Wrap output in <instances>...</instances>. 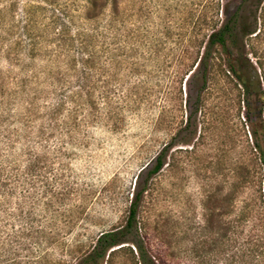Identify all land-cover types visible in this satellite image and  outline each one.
<instances>
[{"label":"rangeland","instance_id":"obj_1","mask_svg":"<svg viewBox=\"0 0 264 264\" xmlns=\"http://www.w3.org/2000/svg\"><path fill=\"white\" fill-rule=\"evenodd\" d=\"M84 7L85 0H0V73L25 77L40 71L49 59L46 49L71 44L69 36L96 27L83 21ZM218 8L222 20L238 11L240 26L254 32L240 43L245 74L255 83L259 78L261 96L242 98L240 105L219 77L206 95L210 124L187 127L189 88L187 79L178 78L177 64L185 48L192 61ZM122 9L127 29L143 40L135 57L144 66L131 79L143 100L125 112L118 130L104 123L77 125L73 138L64 139L56 168L68 194L50 216L64 244L52 257H66L102 232L125 226L133 194L146 184L139 226L157 264H264V181L260 187L252 133L264 143V0H126ZM61 31L68 36L55 37ZM34 48L42 51L34 55ZM171 142L164 169L149 178L156 156ZM244 165L255 182L247 189L240 184ZM247 202L255 208L243 221ZM125 254L121 263L133 264Z\"/></svg>","mask_w":264,"mask_h":264},{"label":"trees","instance_id":"obj_2","mask_svg":"<svg viewBox=\"0 0 264 264\" xmlns=\"http://www.w3.org/2000/svg\"><path fill=\"white\" fill-rule=\"evenodd\" d=\"M125 2L85 0L82 19L95 23L96 27L69 36L71 44L46 49L48 61L30 76L0 73V264H122L119 257L125 253L131 254L133 264H157L139 226L146 184L135 190L125 226L102 232L88 247L77 246L66 257L54 259L51 253L64 244L53 229L56 221L50 218L68 194L56 168L67 145L64 139L73 138L77 125L104 123L118 130L124 123L125 112L137 108L143 100L138 84L132 85L131 81L144 66L141 58L135 57L137 44L143 45V40L141 33L134 35L127 29L122 9ZM108 7L110 10L106 12ZM222 18L218 8L210 33L195 47L192 61L186 60L190 53L185 48L177 64L176 74L178 78L182 75L181 81L187 79L189 88L187 127L197 122L203 126L210 124L206 95L219 77L240 105L242 98L249 102L261 96L259 78L255 83L245 74L240 43V37L254 32L240 26L238 11L225 20ZM67 34L61 31L55 37L64 39ZM134 38H138L135 44ZM41 51L34 48L32 54ZM163 101L169 103V96L165 95ZM166 113L163 105L161 121ZM252 133L261 187L264 143L256 131ZM173 145V142L165 145L156 156L149 178L164 169ZM243 168L240 184L247 189L255 182L248 167ZM235 188L236 184L229 194L230 200ZM254 208L255 204L247 202L241 220H248Z\"/></svg>","mask_w":264,"mask_h":264}]
</instances>
